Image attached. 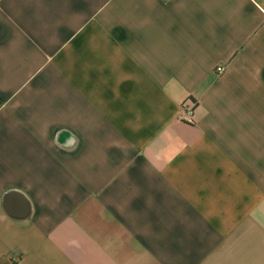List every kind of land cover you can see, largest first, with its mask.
<instances>
[{
  "label": "crops",
  "instance_id": "obj_1",
  "mask_svg": "<svg viewBox=\"0 0 264 264\" xmlns=\"http://www.w3.org/2000/svg\"><path fill=\"white\" fill-rule=\"evenodd\" d=\"M0 264H264V0H0Z\"/></svg>",
  "mask_w": 264,
  "mask_h": 264
},
{
  "label": "built area",
  "instance_id": "obj_2",
  "mask_svg": "<svg viewBox=\"0 0 264 264\" xmlns=\"http://www.w3.org/2000/svg\"><path fill=\"white\" fill-rule=\"evenodd\" d=\"M216 70L218 73H221L224 70V66L219 65V66H217ZM183 106H184V117L187 118L188 120H190L192 118V115H193V109H192V107H187L186 105H183Z\"/></svg>",
  "mask_w": 264,
  "mask_h": 264
}]
</instances>
